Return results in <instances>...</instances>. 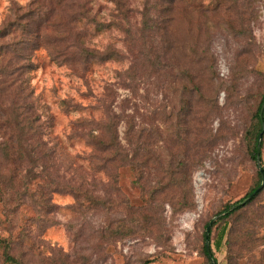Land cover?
<instances>
[{
    "label": "rangeland",
    "instance_id": "rangeland-1",
    "mask_svg": "<svg viewBox=\"0 0 264 264\" xmlns=\"http://www.w3.org/2000/svg\"><path fill=\"white\" fill-rule=\"evenodd\" d=\"M122 1L128 20L115 17L112 0H71L59 9L42 0L50 21L66 30L69 54L79 47L99 54L90 62L55 60L37 39L27 53L33 69L20 70L45 123L42 138L54 148L50 158L31 151L18 170L0 169L8 192L0 196V236H11L21 264H206V224L257 184L243 135L247 102L264 83V0H178L167 7L168 29L151 35L142 18L156 19L158 0ZM34 2L0 0V80L9 63L24 65L27 37L17 17ZM88 9L96 25L78 16ZM104 51L117 55L103 62ZM196 88L202 105L194 102ZM190 106L199 127L188 189L194 206L183 209L191 199L171 188L168 169ZM108 109L118 118L121 152L142 162L139 169L120 162L102 168L92 153L89 142ZM261 156L264 164V146ZM217 229L215 258L230 264L226 249L214 246ZM260 236L239 264H264V228Z\"/></svg>",
    "mask_w": 264,
    "mask_h": 264
},
{
    "label": "trees",
    "instance_id": "trees-1",
    "mask_svg": "<svg viewBox=\"0 0 264 264\" xmlns=\"http://www.w3.org/2000/svg\"><path fill=\"white\" fill-rule=\"evenodd\" d=\"M55 8L59 9L66 5L71 0H50ZM116 3L119 15L115 17H122L128 20L129 9L126 8L122 0H112ZM178 0H158L159 9L156 19L152 18L148 12L143 14L142 22L143 29L148 33L153 34L159 30H167L171 21H173L171 10L167 7L172 6ZM34 7L26 13L18 16V29L21 34L27 37L26 41H21L23 45L21 55L23 59L22 66H12L9 63L4 69L10 67V71L2 72V79L0 80V156H3V163H0V169L4 164L11 165L14 170H18L24 156L31 151L37 152L44 157L50 158L54 152L53 147L50 148L47 142L42 138L47 135L45 123L41 122L35 106V96L33 89L26 78L20 77V70H24L26 75L29 70L33 69L30 62V57L27 53L31 50V45L34 40L39 39L41 46H44L52 58L67 62L70 59L78 57L79 59L90 62L95 59L98 52L94 49L79 47L78 51L69 54L63 42L66 40V30H59V23L50 21V13L52 10H46L42 0H36L32 4ZM169 11V13H168ZM90 10H84L78 13V16L85 17L88 23L96 21L91 16ZM80 17V18H82ZM24 23H23V22ZM44 29H43V28ZM99 28L103 27L98 24ZM107 27V26H106ZM43 29V30H42ZM145 37V36H144ZM13 52H17L14 49ZM117 53L104 51L99 55V59L103 62L111 61L115 58ZM28 61V62H27ZM20 73V74H19ZM112 90L109 89V92ZM4 98L10 99V105L5 106ZM196 105H202L206 100L199 88L195 89L193 97ZM264 101V83L262 88L250 97L245 108L244 121V135L243 141L245 144V157L249 163H253L256 167L257 184L250 190V192L242 199L235 203L226 204L215 215V220L211 223L209 241L210 252L215 259L216 264H220L215 258V252L211 245L212 231L217 227L218 232L214 242L217 251L226 249L227 258L230 264H239L240 260L244 258V252L249 249L252 243H259L262 239L259 234L264 228V202L259 201L261 194L264 193V187L246 204L236 209H232L238 203L243 202L246 198L252 195L262 184V177L260 169L257 165V145L258 137L263 129L260 117L261 107ZM114 111L108 109L106 119L99 124H96V134H93L90 140V146L93 148V154L99 160L102 168H106L112 163L120 162L121 165H132L134 169L142 167V162L135 161V157L130 160L121 152V146L118 139V118ZM198 120V113L195 107H188L182 124L184 127L180 130V136L172 141L171 148L176 151L175 157L168 170L171 177L170 185L172 189H179L181 199L187 197L191 199L190 190L188 191L192 181V171L194 164V155L192 154L191 142L192 139H197V129L199 128L196 122ZM188 124V127L187 125ZM131 129V128H129ZM132 138L135 135H131ZM137 138V137H136ZM135 138V139H136ZM264 138V136H263ZM264 146L263 139L261 141V149ZM140 149V147L138 148ZM137 152V150H136ZM144 157V156H143ZM261 163L264 170V164L261 156ZM0 178H2L0 176ZM180 178V179H178ZM15 179H11V182ZM179 183L183 184L182 188L178 187ZM3 186L0 181V196H8V192L1 190ZM57 189V188H56ZM153 197V196H152ZM44 195L39 197L43 201ZM184 200V198H183ZM182 202V208L187 209L194 206L192 199L190 202ZM1 222V221H0ZM206 224V229L208 225ZM2 225V222H1ZM206 231L203 236V254L206 258V264H212L206 250ZM254 244V245H255ZM0 263L1 264H21L18 258L13 254V240L11 236H0ZM144 264H149L145 262Z\"/></svg>",
    "mask_w": 264,
    "mask_h": 264
},
{
    "label": "water",
    "instance_id": "water-1",
    "mask_svg": "<svg viewBox=\"0 0 264 264\" xmlns=\"http://www.w3.org/2000/svg\"><path fill=\"white\" fill-rule=\"evenodd\" d=\"M260 117H261V121H262V126L263 129L258 137V145H257V152H256V156H257V165L260 169L261 172V177H262V184L261 186L252 194L250 195L248 198H246L243 202L238 203L237 205H235L232 209H236L240 206H243L244 204H246L249 200H251L263 187H264V170H263V166L261 163V141L263 139L264 136V101L261 107V111H260ZM212 223V222H211ZM209 224L207 229H206V250L208 252L209 258L211 260L212 264H216L215 259L212 257L211 252H210V241H209V234H210V228L212 224Z\"/></svg>",
    "mask_w": 264,
    "mask_h": 264
}]
</instances>
